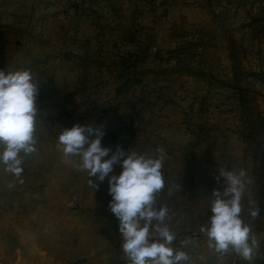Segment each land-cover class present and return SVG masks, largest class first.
<instances>
[{"label":"rangeland","instance_id":"obj_1","mask_svg":"<svg viewBox=\"0 0 264 264\" xmlns=\"http://www.w3.org/2000/svg\"><path fill=\"white\" fill-rule=\"evenodd\" d=\"M0 70L39 84L37 151L20 178L0 165V264H130L107 178L96 190L57 146L75 124L113 151L164 149L157 204L191 264H264V0H0ZM222 167L252 180L251 262L200 232Z\"/></svg>","mask_w":264,"mask_h":264},{"label":"clouds","instance_id":"obj_2","mask_svg":"<svg viewBox=\"0 0 264 264\" xmlns=\"http://www.w3.org/2000/svg\"><path fill=\"white\" fill-rule=\"evenodd\" d=\"M39 84L28 70L6 72L0 70V165L4 171L20 178L27 156L37 151L34 138L38 113ZM102 129L92 124H75L65 128L58 137L57 146L66 162L78 158V168L86 171L90 185L95 189L107 178L108 194L112 197L108 208L119 221L122 251L130 264H191L185 251H175L177 239L168 223L169 209L157 204V195L165 188L162 174L167 158L162 147L155 158L136 152L115 151L102 147ZM95 136V139L90 137ZM119 165L117 173L114 166ZM215 179L223 180L222 191H214L210 200L212 215L201 226L200 232L208 238V246L221 256L230 250L241 259L251 262L258 243L250 235L252 228L241 218L242 197L246 184L252 180L247 172L222 167ZM23 182L22 180L20 181ZM174 187L180 186L174 182ZM171 194V190H169ZM255 220L259 207L249 209ZM191 241H181L187 246Z\"/></svg>","mask_w":264,"mask_h":264}]
</instances>
